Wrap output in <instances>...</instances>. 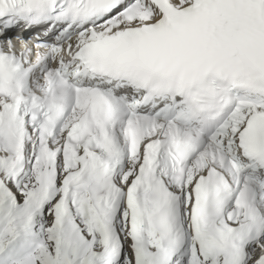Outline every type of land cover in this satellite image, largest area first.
<instances>
[{"label": "snow or ice", "instance_id": "obj_1", "mask_svg": "<svg viewBox=\"0 0 264 264\" xmlns=\"http://www.w3.org/2000/svg\"><path fill=\"white\" fill-rule=\"evenodd\" d=\"M0 264H264V0H0Z\"/></svg>", "mask_w": 264, "mask_h": 264}]
</instances>
